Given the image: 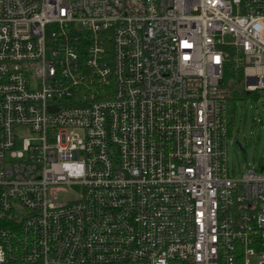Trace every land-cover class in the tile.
<instances>
[{
    "label": "built area",
    "instance_id": "2783aa9c",
    "mask_svg": "<svg viewBox=\"0 0 264 264\" xmlns=\"http://www.w3.org/2000/svg\"><path fill=\"white\" fill-rule=\"evenodd\" d=\"M230 64L264 90V0H0V264H264Z\"/></svg>",
    "mask_w": 264,
    "mask_h": 264
},
{
    "label": "rangeland",
    "instance_id": "374dc122",
    "mask_svg": "<svg viewBox=\"0 0 264 264\" xmlns=\"http://www.w3.org/2000/svg\"><path fill=\"white\" fill-rule=\"evenodd\" d=\"M264 160V90L237 102L235 133L227 144V166L231 174L258 168Z\"/></svg>",
    "mask_w": 264,
    "mask_h": 264
},
{
    "label": "trees",
    "instance_id": "16d2710c",
    "mask_svg": "<svg viewBox=\"0 0 264 264\" xmlns=\"http://www.w3.org/2000/svg\"><path fill=\"white\" fill-rule=\"evenodd\" d=\"M244 75L242 69H236L233 64L227 67L224 76V85L230 90V98L228 99L227 119H228V135L232 137L235 133V117L238 101H244L249 95H256L257 92H247L245 90Z\"/></svg>",
    "mask_w": 264,
    "mask_h": 264
}]
</instances>
